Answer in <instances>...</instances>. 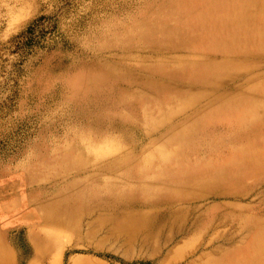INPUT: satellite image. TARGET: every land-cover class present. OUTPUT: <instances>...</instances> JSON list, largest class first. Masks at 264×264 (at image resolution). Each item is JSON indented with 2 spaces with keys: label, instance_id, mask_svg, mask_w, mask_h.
<instances>
[{
  "label": "bare ground",
  "instance_id": "6f19581e",
  "mask_svg": "<svg viewBox=\"0 0 264 264\" xmlns=\"http://www.w3.org/2000/svg\"><path fill=\"white\" fill-rule=\"evenodd\" d=\"M129 27L56 80L72 125L0 161L34 206L0 209V264H51L70 236L151 264H264V0H151Z\"/></svg>",
  "mask_w": 264,
  "mask_h": 264
},
{
  "label": "rangeland",
  "instance_id": "374dc122",
  "mask_svg": "<svg viewBox=\"0 0 264 264\" xmlns=\"http://www.w3.org/2000/svg\"><path fill=\"white\" fill-rule=\"evenodd\" d=\"M149 1L0 0V161L17 149H27L30 141L45 140L52 127L62 132L72 125L63 118L69 113L67 90L56 80L69 66L92 62L96 49L124 36L132 19L144 15ZM160 5L155 3L152 10ZM23 159L12 167L18 169ZM24 178L23 171L0 176V209L9 216L34 209L14 204ZM64 243L51 264H79L77 260L90 256L106 264H151L140 251L122 259L109 248L85 251L87 247L76 245L71 236Z\"/></svg>",
  "mask_w": 264,
  "mask_h": 264
}]
</instances>
